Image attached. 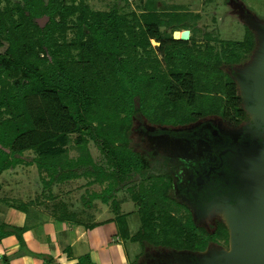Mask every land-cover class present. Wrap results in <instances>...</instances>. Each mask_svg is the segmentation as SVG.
<instances>
[{
    "label": "trees",
    "instance_id": "16d2710c",
    "mask_svg": "<svg viewBox=\"0 0 264 264\" xmlns=\"http://www.w3.org/2000/svg\"><path fill=\"white\" fill-rule=\"evenodd\" d=\"M121 10L117 3L94 9L87 0H0V47L7 44L0 53V176L25 162L46 172L47 186L81 176L88 178L87 184H105L90 201L110 202L118 233L141 244V252L127 264H172L178 257L196 262L198 257L189 254L166 258L149 255L147 249L203 252L211 242L228 241V228L222 223L207 231L190 215L183 220L172 214V205L188 207L172 193V176L155 172V155L134 147L131 127L140 114L168 124L182 116L218 113L237 124L243 113L241 96L234 81L224 83L228 55L194 50L197 43L189 44L191 36L164 35L161 27L171 20L155 10L132 12V18ZM41 18H48L44 26ZM71 23L75 36L67 41ZM152 39L159 42L154 57ZM206 69L211 71L207 86L202 81ZM220 88L221 94H213ZM71 148L77 150L74 157ZM27 150L35 155L25 159ZM124 188L141 219L135 234L128 226L129 212H120L114 197ZM1 202L27 208L11 199ZM58 210L61 221L79 223L66 204ZM23 233V227L0 221V242L14 234L23 248ZM74 264L97 263L86 253Z\"/></svg>",
    "mask_w": 264,
    "mask_h": 264
},
{
    "label": "rangeland",
    "instance_id": "374dc122",
    "mask_svg": "<svg viewBox=\"0 0 264 264\" xmlns=\"http://www.w3.org/2000/svg\"><path fill=\"white\" fill-rule=\"evenodd\" d=\"M87 2L94 9L103 10L110 9L117 3L129 18H132V12L139 14L144 10H155L163 20H171L170 25L161 27L164 35L173 34L174 37L175 31L183 32L189 29L191 36L189 44L197 43V46L193 47L194 50H212L221 55H228V58L224 59L226 61L223 67L224 83L228 79L236 83L243 108L237 124L226 120L218 113L197 115L194 119L182 116L177 123L170 122L171 124L153 122L144 114H137L130 137L136 149L155 155L157 160L154 162L155 172H159L160 169L172 176V193L179 202L185 203L188 207L185 209L172 205L171 212L175 217L186 220L190 215L207 231H213L222 223L228 228V241L221 238L217 242H211L203 252H194L187 248L175 251L152 246L148 247V254L172 258L173 253L179 252L198 257L196 262L178 257L176 261L171 260L172 264H241L247 251L253 248L254 239L264 234L258 226L261 216L264 215V0H87ZM41 19L39 22L44 26L48 18L44 22ZM71 26L67 32V41L75 36L72 23ZM233 41L243 42L244 45L235 46L232 44ZM151 43L153 50L151 56L154 57L157 55L154 48L159 42L152 39ZM3 47L7 48V45ZM143 53L147 54L145 50ZM161 69H166V66L163 64ZM204 74L202 81L207 86L206 76L210 75L211 71L206 69ZM206 92L209 94L208 90ZM215 93L221 94V88L219 91L215 90L213 94ZM75 136L71 135L73 139ZM216 146L222 152L221 162L220 160L213 162L217 154L214 151ZM90 150L95 160L100 162L101 155L93 142H90ZM69 151L70 156L77 155L75 148ZM34 155L32 150L24 152L25 159ZM210 165L212 166L210 170L217 168V172H213L209 187L205 190L195 184L197 177L202 176L198 173L199 170ZM202 177L209 180V172ZM48 179L46 172L40 173L36 164L28 165L23 162L4 171L0 176V184H13L15 189L20 184L29 187L27 194H14L16 198L11 200L18 205L28 202V199L36 195L40 197V201L46 199L41 193L48 190L49 186L45 181ZM87 180L88 178L81 176L53 184H72L61 187V191L57 193L70 190L76 194H73L71 200L81 204L79 194L85 191ZM91 188L100 190L101 185L96 184ZM90 194H86L85 203L91 200ZM114 197L120 199V210L124 213L129 212L128 226L130 233L135 234L141 225V219L132 195L124 188L115 193ZM9 208L13 206L7 203L0 205V217L8 218ZM107 208L108 215L113 209L111 204ZM118 235L120 236L118 243L125 252L124 264L130 263L141 252V244ZM106 256L109 260L105 261L111 264L114 255L109 251L106 252Z\"/></svg>",
    "mask_w": 264,
    "mask_h": 264
},
{
    "label": "crops",
    "instance_id": "0c3cea01",
    "mask_svg": "<svg viewBox=\"0 0 264 264\" xmlns=\"http://www.w3.org/2000/svg\"><path fill=\"white\" fill-rule=\"evenodd\" d=\"M70 185L72 184H51L47 191L41 193L46 198L43 201L36 195L28 199V202H23L27 205L25 211L13 207L8 209V218L0 217V221L23 227L26 243L22 248L16 235L4 237L0 242V264H74L79 256L86 253L90 254L97 264H110L106 262L109 260L107 256L105 257L109 251L114 255L111 264H124L125 252L118 243L120 236L117 223L113 220L115 212L113 210V214H106L110 202L105 203L100 198L92 199L89 203L83 200L86 194L91 193V196L94 192L100 193L105 184H98L101 185L100 190L91 188L96 184H86L85 191L79 194L81 204L71 200L74 192L70 190L57 193L61 191V187ZM28 188L21 184L16 189L13 184H0V205L4 204L1 202L3 199L16 198V193H29ZM116 199L121 206L120 199ZM63 204H66L68 213L75 214L79 223L59 219L61 212L58 208ZM111 224L112 226H109ZM114 242L116 244H113ZM98 258L102 260L99 261Z\"/></svg>",
    "mask_w": 264,
    "mask_h": 264
},
{
    "label": "water",
    "instance_id": "95a60500",
    "mask_svg": "<svg viewBox=\"0 0 264 264\" xmlns=\"http://www.w3.org/2000/svg\"><path fill=\"white\" fill-rule=\"evenodd\" d=\"M46 18H42V22ZM175 39L188 40L190 38V30L185 29L181 32V35L177 34V31L174 32ZM4 45H7L6 43ZM6 50V47H0V53ZM259 228L264 232V215L261 216L260 221L258 222ZM241 264H264V234L259 237H256L253 242V248L248 250L244 256V259L241 260Z\"/></svg>",
    "mask_w": 264,
    "mask_h": 264
},
{
    "label": "flooded vegetation",
    "instance_id": "af4514ba",
    "mask_svg": "<svg viewBox=\"0 0 264 264\" xmlns=\"http://www.w3.org/2000/svg\"><path fill=\"white\" fill-rule=\"evenodd\" d=\"M232 41V40H231ZM241 142H243V141H241ZM238 148V147H237ZM231 150H233V145H231ZM217 160H220V162L221 161H223V157H222V152H220V151H218L217 152V154H216V156L214 157V160H213V162H215V161H217ZM210 167H212L211 165L210 166H208V168L205 166V167H202V169H201V171L199 170V172L198 173H200V175H202V176H205L206 174H208V172H209V174H210V179L209 180H207V179H205L204 177H197V179H196V183L197 184H195V185H197V186H202L203 188H205V190L209 187V184H210V180H211V177H212V174H213V172L215 173V172H217L216 170H217V168H215V169H212V170H210L211 168ZM219 172V171H218ZM199 175V176H200ZM201 182H203V184H200ZM212 182H215V181H212Z\"/></svg>",
    "mask_w": 264,
    "mask_h": 264
},
{
    "label": "bare ground",
    "instance_id": "6f19581e",
    "mask_svg": "<svg viewBox=\"0 0 264 264\" xmlns=\"http://www.w3.org/2000/svg\"><path fill=\"white\" fill-rule=\"evenodd\" d=\"M177 34H178V35H181V31L178 30V31H177Z\"/></svg>",
    "mask_w": 264,
    "mask_h": 264
}]
</instances>
